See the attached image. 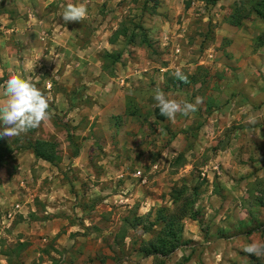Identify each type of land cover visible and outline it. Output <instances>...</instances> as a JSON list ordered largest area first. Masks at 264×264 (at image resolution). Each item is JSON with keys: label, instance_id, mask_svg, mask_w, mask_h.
Listing matches in <instances>:
<instances>
[{"label": "rangeland", "instance_id": "1", "mask_svg": "<svg viewBox=\"0 0 264 264\" xmlns=\"http://www.w3.org/2000/svg\"><path fill=\"white\" fill-rule=\"evenodd\" d=\"M163 1L152 12V0H0V29L15 23L30 35L16 54L17 75L39 83L50 113L3 142L49 140L60 157L52 164L21 149L4 159L0 207L14 217L1 220L0 249L11 264H156L140 252L154 235L136 215L156 221L159 208L184 204L197 215L183 220V244L164 264H264L242 251L264 243V47L251 52L252 44L222 41L220 20L230 11L218 16L210 0H180L175 15ZM242 1L220 3L234 10ZM69 2L84 3L87 18L66 24ZM247 23L254 37L264 34L258 17ZM141 68L146 75L137 76ZM176 69L188 84L171 80ZM157 86L169 98L203 103L187 117L157 121ZM126 106L142 119H125ZM139 171L145 183L135 179ZM9 188L25 207L6 199Z\"/></svg>", "mask_w": 264, "mask_h": 264}, {"label": "clouds", "instance_id": "2", "mask_svg": "<svg viewBox=\"0 0 264 264\" xmlns=\"http://www.w3.org/2000/svg\"><path fill=\"white\" fill-rule=\"evenodd\" d=\"M88 10L84 3L69 2L62 13V19L68 22H81L87 18ZM174 76L183 83H189L188 77L180 69ZM3 99L0 100V138H12L37 128L42 122L50 119L49 100L45 94L30 80L19 75H12L3 85ZM153 99L162 116L169 121H175L177 115L189 116L195 113L197 106L203 103L202 97H196L195 102L169 98L157 86ZM248 123L256 124L255 117L250 116ZM242 251L257 258L264 257V243L253 241L245 245Z\"/></svg>", "mask_w": 264, "mask_h": 264}, {"label": "trees", "instance_id": "3", "mask_svg": "<svg viewBox=\"0 0 264 264\" xmlns=\"http://www.w3.org/2000/svg\"><path fill=\"white\" fill-rule=\"evenodd\" d=\"M161 1L162 0H152L150 10L152 12L156 11V9L159 8L158 6ZM210 1L212 3L216 2V0ZM253 13H256L264 21V0H243L240 5L238 4L235 9L232 10L228 19L232 24H242L243 20ZM135 35L136 34L133 33L131 36L126 35V37L129 38L130 42H134L136 40ZM143 41L146 43L148 42L146 35L143 36ZM256 42L259 46L263 45L264 34L260 35ZM6 80H8L7 77L1 78L0 84H4ZM173 81L174 83L177 81L181 85L185 84L176 77L173 78ZM177 82L175 84H177ZM32 83L38 87L39 83L35 81H32ZM127 111L130 115H135L139 112L137 110L129 111L128 107ZM155 115L157 118H159V120L166 119L165 116L160 114L157 107L155 109ZM3 139L4 138H0V168L4 164L5 158L14 153L15 150L21 149H30L37 158L46 160L52 164H55L60 160V157L56 152V144L52 141L29 137L24 143H21L16 139V146H12L11 143L4 144ZM174 191H177L182 195L183 192H185V189H174ZM185 199L188 201V203L193 202L189 197L185 196ZM174 200L178 201V197L174 198ZM172 210H170L168 207L159 208L156 212V221L151 220V214L144 217L139 214L136 215V221L142 222L143 220H146L148 222V225H146L144 229L145 232H150L154 235L151 237V239L143 241V244L140 247V252L145 256H153L156 264H164L165 259L171 256L176 251V249L181 247L183 244L182 234L184 231L183 220L187 217L195 219L197 215L196 210L194 212H188L186 204L181 206L179 211ZM168 212L169 214L167 215ZM159 222H162V227L160 230L154 229V226H156ZM51 264H54V262L52 261Z\"/></svg>", "mask_w": 264, "mask_h": 264}, {"label": "crops", "instance_id": "4", "mask_svg": "<svg viewBox=\"0 0 264 264\" xmlns=\"http://www.w3.org/2000/svg\"><path fill=\"white\" fill-rule=\"evenodd\" d=\"M179 1L180 0H164L163 2V5H164V8H166V13L168 12V13H170V14H172V15H175L176 14V12H179L180 11V9H181V7H180V3H179ZM221 1H223V0H216V2H213V3H211V2H207L206 4L208 5V6H212V7H215V6H219L220 8H219V13H217V15L219 16V14H222V12H223V14L226 12L225 11V9L226 10H229L230 11V13L232 12V9H230L231 7H229L228 6V8H225V6L226 5H222L220 2ZM184 0H182V4H181V6L184 4ZM202 2H205V1H202ZM231 2V1H230ZM235 1H233V3H234ZM224 3H226V4H229V2H224ZM232 3V4H233ZM236 3V2H235ZM234 3V4H235ZM221 5L222 6H224V8H222L221 7ZM224 10V11H223ZM230 13H228L225 17H224V21L221 19L220 20V25H221V27H223L222 28V30L220 31V32H222V35L219 37L222 41H224V40H230L231 41V43H232V40H234L235 42H244V43H247L248 44V46H249V44H252L251 46V52L252 51H257V52H259V49H261L262 47H264V44L263 45H261V46H257V48H254L253 47V44H254V41L256 42L257 41V39H258V37L260 36V35H262V33H260V34H258L256 37H254L255 35H252V34H250V32H249V30H246L247 29V21L249 20V19H251L252 17H258V19L259 20H261V22H263L264 23V21L256 14V13H253V14H251L249 17H246L244 20H243V22H242V24H232V23H230V21H229V19H228V17L230 16ZM170 17H171V15H170ZM3 29H5V26H4V28H1L0 29V79L1 78H3V77H7V78H10L11 77V75H17L18 73L19 74H21L23 71L21 70V69H19V67H17L16 65H15V63H14V61H15V59L17 60V56H16V54L20 51V48H23L24 47V39L25 38H28L30 35L29 34H25L23 31H20V29L19 28H17L16 27V25H15V23L14 24H12V25H9L8 26V28H6V31H2ZM43 34H45V32H43ZM38 35V33L36 34V33H33L32 34V36L34 37V36H36L37 38H40L41 39V41L44 39V36L45 35H39V36H37ZM37 38H35V39H37ZM168 38V37H167ZM226 38V39H225ZM7 40V41H6ZM234 42V43H235ZM177 46H179V45H177ZM177 46H175V47H177ZM180 47V46H179ZM233 47H234V45H233ZM255 49H257V50H255ZM210 50H212V49H210ZM9 51H13V52H16L15 54H9L8 52ZM180 51H181V48H180ZM179 51V52H180ZM12 52V53H13ZM175 52H177V51H175ZM179 52H177V53H179ZM256 52V53H257ZM4 53H5V55H4ZM254 54V53H253ZM149 60H147V62H148ZM133 67V66H132ZM132 67L131 66H129L128 67V69L126 70V72L127 71H129V70H131L132 69ZM171 68V66L169 65V66H161V74L162 75H165V73L169 70ZM22 72H21V71ZM23 74V73H22ZM137 76L138 75H140V76H142L143 74L144 75H146V73L145 72H143V69L141 68V69H137ZM119 75H121V73L119 74ZM147 75L148 76H152V73H151V71H147ZM125 76V75H124ZM120 77V76H119ZM175 77V76H174ZM174 77H171V80L173 81V78ZM117 79H119L118 81H119V83H122L124 86H125V84H127V82L125 81V77H120V78H117ZM36 82V81H35ZM129 82V81H128ZM177 82V81H176ZM175 82V83H176ZM109 83V82H108ZM108 83L107 84H102L104 87H106V89L105 90H108V87H107V85H108ZM177 84L178 85H181L179 82H177ZM188 84V83H187ZM183 85H186V84H183ZM127 86V85H126ZM90 88H91V86H89ZM3 91H4V88H3V84H0V100H2L3 99ZM106 91H104V93H105ZM91 93H93V92H91ZM104 93H103V95H104ZM126 107H128V106H126ZM121 108H123V107H120V109L119 110H121ZM155 109H156V106H155V108H153V114H154V116H155V118H156V120L157 121H163V120H159V118H157V116L155 115ZM109 112L111 113V112H113L112 111V109L110 108V110H109ZM143 112L142 111H140V112H138V114H135V115H130V114H126L125 115V119L126 118H129L130 116H135V117H137V119H142V117L144 116L143 114H142ZM125 126L126 125H124L123 126V128H124V130H125ZM43 160V159H42ZM44 161H46V160H44ZM157 165L158 164H154V167H157ZM3 167L1 166V168L0 169H2ZM6 177H8V173H7V176ZM134 177H135V179H137V178H139V179H142V182H146L147 181V179L145 178L146 176H143V172L142 171H139L138 173H135L134 174ZM8 179V178H7ZM6 179V180H7ZM6 180H5V182H6ZM2 182V180H0V183ZM21 186H24L25 187V181H22L21 182ZM0 188H3L1 185H0ZM7 189V188H6ZM9 190H10V193H9V197H6V199H12V197H18V199H12L13 200V202H14V205L15 204H18L19 206H20V208H22L21 207V205H23V207H25L26 206V204H24L23 202H20L22 199H20L21 198V196L20 195H18L16 192H14V190H11L10 188H9ZM130 198V197H129ZM129 198L128 197H124V199H127V200H129ZM6 205H3V207H5ZM2 207H0V211L2 210L1 209ZM143 208H145V206H143ZM11 208H6V209H3L1 212H0V216H2V218L0 219V224H1V220L2 219H4L3 221L6 223V222H9V223H11L12 222V219H6V212L8 211V210H10ZM22 212H24V211H22ZM24 214V213H23ZM25 215V214H24ZM1 232V231H0ZM187 233H188V235L189 236H192L193 237V234H192V232H190L189 230L187 231ZM194 238V237H193ZM0 261H3V262H5V263H7V264H11L10 263V261H9V256L8 255H6V254H3L2 252H1V249H0ZM51 264V263H50Z\"/></svg>", "mask_w": 264, "mask_h": 264}, {"label": "built area", "instance_id": "5", "mask_svg": "<svg viewBox=\"0 0 264 264\" xmlns=\"http://www.w3.org/2000/svg\"><path fill=\"white\" fill-rule=\"evenodd\" d=\"M176 51H177V52L180 51V47H179V46L176 47ZM13 217H14V213H13V211L8 210V211L6 212V219H12Z\"/></svg>", "mask_w": 264, "mask_h": 264}]
</instances>
